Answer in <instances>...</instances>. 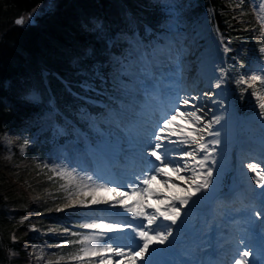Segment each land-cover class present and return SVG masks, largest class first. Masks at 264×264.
I'll return each instance as SVG.
<instances>
[{
	"label": "snow or ice",
	"instance_id": "obj_1",
	"mask_svg": "<svg viewBox=\"0 0 264 264\" xmlns=\"http://www.w3.org/2000/svg\"><path fill=\"white\" fill-rule=\"evenodd\" d=\"M161 6L166 21L164 32L159 37L146 42L153 32L151 27H146L143 37L138 33L118 34L119 38L113 37L107 41L110 48L116 47L118 43L127 45L120 55L113 56L110 78L103 71L106 67L103 64L92 66L90 75L88 71L82 72L88 76L79 84L84 92H93L96 96L107 95L110 84L113 91L120 93L118 96H108L109 103L87 96L78 98L83 99L87 105L102 109L96 114L87 107L80 109L81 120L99 137L95 144L88 145L89 148L100 152L112 135L108 129L118 130L121 136L117 138L119 151L116 163L122 159L124 166L119 179L114 177L103 183H97L92 175H88L85 182L75 170L63 166L58 170L53 169L57 176L67 182L63 185L68 192L65 199L72 203L65 207H74L77 203L84 208L105 205L107 207L102 210L110 212L109 216L81 223L79 227L89 230L87 232L64 230L77 239H67L56 247L76 246L70 259L78 264H93L92 258L97 257L99 259L95 264H112L113 257L119 258L115 264H123L124 261L127 264H155V254L174 248L177 236L174 233L182 231V225L197 206L214 197L218 186V179L214 177L218 163L215 153L222 142L221 130L224 126L221 121L224 116L214 115L211 120L205 121L204 107L192 103L193 100L207 98L212 104L219 103L224 108L223 100L213 99L218 95L216 92L206 91L197 96L180 97L179 91H175L173 95L176 99L160 108L158 119H143L144 109L150 101L159 104L160 83L164 76L183 78L187 55L183 46L186 38L183 6L171 2H164ZM260 11L264 13V4L260 5ZM16 23L22 24L24 21L18 19ZM96 27L102 30L100 25ZM229 50L224 47L225 52ZM260 52L264 54V47ZM170 66H174V71H163ZM219 71V78L211 85L214 89H220L226 82L227 72L224 69ZM96 80L100 81L99 88ZM234 82L242 86L241 97L251 89L259 109L257 117L264 121V59L255 61L250 71L238 75ZM168 86L178 88V81H170ZM181 104L184 110H181ZM133 110L134 118L125 121L126 112ZM178 118L186 121L187 125L179 124ZM216 125H221V129L213 131ZM205 133L212 139L207 140ZM241 164L247 172L254 174L248 179L254 182L255 187L264 189V167L261 166L264 165V159L246 165L242 161ZM157 177L167 191L173 192L172 195H164L153 188V184L158 182ZM97 179L102 177L98 176ZM178 182H183L186 187ZM77 195L84 198L73 201ZM257 195L259 206H247L242 217L243 225L227 238L228 247L224 253L230 259H190L189 264H264V191ZM151 197H156V204L148 202ZM113 209L115 211L111 212ZM57 211H63V208ZM165 245L167 247H163ZM200 251L201 246H197L190 256L195 257Z\"/></svg>",
	"mask_w": 264,
	"mask_h": 264
},
{
	"label": "trees",
	"instance_id": "obj_2",
	"mask_svg": "<svg viewBox=\"0 0 264 264\" xmlns=\"http://www.w3.org/2000/svg\"><path fill=\"white\" fill-rule=\"evenodd\" d=\"M39 6L43 12L37 23H16L17 17L29 15ZM203 11L213 16L228 52L239 50V64L245 67L264 56L260 52L264 28L254 0H197L188 14L194 18ZM165 18L162 6L151 0H0V136L7 130L36 129L42 107L53 102L60 110L59 120L78 116L80 106L92 112L101 110L78 98L92 95L79 87L88 79L82 72L90 75L92 66L103 64L110 78L112 54L120 53L124 44L110 48L107 41L117 33L144 32L147 24L157 30ZM95 83L99 88L100 81ZM241 87L232 84V99L246 118L258 109L251 89L241 97ZM32 90L39 92V100L30 96ZM30 151L5 159L0 142V264H33L28 244L47 239L49 244H63L50 235L37 237L31 226L34 216L39 227L48 228L51 218L43 214L63 201L33 198L35 191L44 194L51 181L39 174ZM216 178L220 190L239 186L231 170H222ZM75 247H56L55 258L63 260Z\"/></svg>",
	"mask_w": 264,
	"mask_h": 264
},
{
	"label": "rangeland",
	"instance_id": "obj_3",
	"mask_svg": "<svg viewBox=\"0 0 264 264\" xmlns=\"http://www.w3.org/2000/svg\"><path fill=\"white\" fill-rule=\"evenodd\" d=\"M151 1L154 4L157 3L159 5H162L164 2H171L183 6V22L185 25L184 35L186 37L183 41V46L187 50L183 78L179 79L173 75H165L160 83L161 100L159 99V104H154L159 108H161V104L163 105L162 107L168 105L176 99L175 95H173L175 91H179L180 97H192L201 95L206 91H214L218 95L213 97V99H217L218 97V100H223L224 107H229V105L231 107L232 104L230 120L232 121V119L235 118L238 122L236 135L231 136L228 134L224 140H221V144L217 146L215 158L218 163L214 169V177L216 178L217 172L220 173L222 170H231L233 171V175H235L240 182L239 187L235 190H220L216 187L214 197L197 206V208L192 211L190 217L188 218L189 222L185 224L183 230L180 232L182 237H184L180 240L176 239L175 241L173 251L176 250L174 252L176 257L174 259L177 263L182 260L183 263L186 262V264H189L188 262L190 261V258H202L204 261H211L210 254L212 253V250L214 252L213 257L215 256L213 261L230 259V257L223 254L224 250L228 247L227 238L237 227L243 225L242 217L244 209L250 204L257 207L259 206V196L257 194L264 191V189L255 187L254 182L248 179L254 174L247 172L246 168L242 167L241 164L242 161L243 164L246 165L249 162L257 163L259 160L264 159V121H261L257 117L259 112L258 108V110L248 114L246 118L242 119L238 113L239 110L232 99V84L238 75L248 73L250 68L254 65V62L259 59H264V56L255 58L256 60H254L252 64L246 65L245 67L243 64H239L236 61L239 55V50H237L236 54L224 51L223 41L220 38L213 21V16L210 13L203 11L194 18L188 14L189 9H192L197 4V0ZM51 4L52 3H50L49 6H51ZM254 4L256 5V11L264 28V20H262L264 13L260 11V5L264 4V0H254ZM42 7L43 6H39L30 13L36 20L37 16L43 12ZM29 15H24V22H29ZM165 21L166 18L157 30H154L153 27L148 24L145 26V28L151 27L153 29L151 36L148 37L146 42L154 40L164 32ZM132 33H138L141 37H143L145 29L144 32L135 29ZM132 33H117L113 37L119 38L118 34ZM126 48L127 45L124 44L120 53L125 51ZM120 53L112 54V61L113 56H118ZM209 57H215V59H218V63L222 64V68H224L227 72L226 82L220 88L223 90L222 95L219 94L220 89H214L211 87L212 83H208L211 76L208 72L209 68L205 65L204 61H207ZM163 71L166 73L174 71V66L163 69ZM190 73L197 75L196 81L199 85L198 88L192 89V87L197 86V83L188 82ZM173 80L178 81V88H170L168 86L169 82ZM87 93L92 94L88 97L100 100L103 103L110 102L108 96L120 95V93L113 91L111 85L110 88L107 89V95L96 96L93 92ZM30 96L34 98V100L40 99L39 92L35 90H32ZM192 103L196 104L198 107H205L207 105V108L205 107L206 111H204L205 121L211 120L214 115H221L220 112H217L219 110H216L214 104H212L207 98H202L199 101L193 100ZM180 106L184 107L182 104ZM82 107L86 106H80V109ZM209 109H211V111H209ZM59 111L60 110L54 102L53 104L44 105L37 118L38 126L36 129L32 131H23L21 133H14L11 130L5 131L4 134L18 137V139H16L15 143L10 146L1 142V147L4 152V157L6 154H10L11 158H13L16 155H18V157L19 155L23 156L30 150L33 152V159L36 161L37 168L40 171L39 174H45L46 178L51 181L49 186L47 185L44 194L35 191L33 198H44L45 201L47 198H51L55 202L62 199L63 202L55 203V206L52 207V209H49L45 214H43L51 218L52 222L48 224V228L42 229L41 226L39 227L35 222L36 217L34 216H32L34 224L32 223L31 226L34 228L37 237L50 235L55 239H60V243H63L67 240L66 238H72L65 233V229H68L70 232L77 233L87 232L89 230L81 229L79 227L81 223L93 222V220L98 217H104V215H106L109 211L102 210L107 207L105 205L84 208L79 206L77 203L74 207H65L66 204L72 203V201L65 199L68 196V192L65 190L63 185L67 182L65 179L57 176L53 169L55 168L58 170L60 166H63L70 170H75L79 178L82 180L85 179V182H87V176L92 175L93 179L96 180L97 183H103L110 180L109 177L112 175L116 179H119V174L124 166V161H121V163L118 162L119 164L117 163V165L112 167L104 166L102 169H92L91 165L93 163L96 165V161H93L92 163V153L94 152V154L100 158V156L104 154V149L97 152L90 149L88 145L90 143L95 144L99 137L89 129L87 123L81 120L80 112H78V116L76 117H64V120H59ZM101 111L102 109L93 113L96 114ZM134 114L135 110L126 112L125 121L133 119ZM154 115H157V118ZM150 116L158 119L160 114L156 112L153 116ZM223 116L225 118L224 113ZM146 117L147 119L150 118H148V115ZM156 119L149 120L154 121ZM177 122L184 126L187 125V122L184 120L182 121L180 118H178ZM108 131L112 133L110 138L114 142L115 146L119 147L117 138L121 136L120 132L114 128H109ZM213 131H216V126H214ZM205 138L207 140L212 139V137L207 136L206 133ZM25 141H27V144L25 145L24 150L21 151L19 146L24 145ZM246 145L249 146L247 147ZM68 149H70V151H67ZM116 158L117 157H115V159ZM84 161H87L89 166L83 167L82 162ZM261 166L264 167V165ZM181 174L184 175V173ZM103 175L108 176V179L104 180ZM98 176L102 177V179H97ZM157 180L158 182L154 184L157 185L160 183L162 188L165 187L159 177H157ZM173 180H175V177H173ZM178 183L184 185L183 182ZM55 185L57 186L55 187ZM183 187H186V185ZM57 192H59L60 195H58ZM83 198L84 197L77 195L73 197V201H78ZM59 208H63V211H57ZM222 235H224V237H221ZM74 239H77V237ZM48 241L49 240L47 239L45 242L28 244V250L33 264H78V262L70 259L72 251L66 252V257L63 260L55 258L54 253L56 245L46 243ZM197 246H201V251L197 256L190 257L189 254ZM98 259V257L92 258L93 264H95V261ZM117 259L119 258L113 257L112 264H115ZM123 264H127V261H124Z\"/></svg>",
	"mask_w": 264,
	"mask_h": 264
},
{
	"label": "bare ground",
	"instance_id": "obj_4",
	"mask_svg": "<svg viewBox=\"0 0 264 264\" xmlns=\"http://www.w3.org/2000/svg\"><path fill=\"white\" fill-rule=\"evenodd\" d=\"M223 62V61H222ZM204 63H205V65L209 68V74H210V76H211V78H210V81L208 82V83H215L216 81H217V79L219 78V76H220V69H224V68H222V64H220V63H218V59H215V57H209V59L207 60V61H204ZM185 66V65H184ZM225 70V69H224ZM226 71V70H225ZM196 78H197V75H195L194 73H190V76H189V80H188V82H192V83H197V81H196ZM199 87V85H198V83H197V86H195V87H192V89H194V88H198ZM191 89V90H192ZM163 93V92H162ZM219 94H223V90L222 89H220V91H219ZM171 97V96H170ZM176 97V96H175ZM161 100V99H160ZM159 100V101H160ZM216 100H218V97H217V99ZM219 101V100H218ZM156 104V103H155ZM154 104V102H149V104L145 107V109H144V117H143V119H145V120H149V119H156L157 118V115H154L156 118H154V117H151L150 115H152L153 116V114H155L156 112H158L159 114H160V108L158 107V106H156ZM154 105V106H153ZM163 105L161 104V107H162ZM207 106V105H206ZM205 106V107H206ZM181 107V110H184V107H182V106H180ZM205 107H204V111H206V109H205ZM214 107H215V109L216 110H219V111H217V112H220V114H225V118L221 121V124L224 126L223 127V129L221 130V140H224L226 137H227V135L228 134H230L231 136H234V135H236V132H237V127H238V122H237V120L235 119V118H233L232 119V121L230 120L231 118H230V113H231V109H232V104H231V107H230V105H229V107H224V108H221L220 107V105H219V103H217V104H214ZM207 108V107H206ZM224 109H227V111H224ZM233 112H234V110H233ZM148 115V118L149 119H147V116ZM183 121V120H182ZM186 123V122H185ZM221 129V125H216V130H220ZM235 133V134H234ZM247 147L249 146V145H246ZM104 154L103 155H101L100 156V158H98L95 154H94V152L92 153L93 154V160H92V163H93V161H96V165H95V163H93L92 165H91V168L92 169H95V170H97V169H99V168H104V166H108V167H112V166H114V165H117V163H116V159H115V157H116V155L118 154V151H119V147H117V146H115V144H114V142L111 140V138H109V141L104 145ZM67 151H70V149H68ZM72 151H73V149H72ZM74 152V151H73ZM201 156L203 155V153H201L200 154ZM51 161V160H50ZM121 161H123V160H120L119 161V163H121ZM54 162V161H53ZM118 163V164H119ZM82 165H83V167L84 166H89L88 165V163H87V161H84V162H82ZM99 173H101V172H99ZM184 175H185V173H184ZM104 176V175H103ZM106 177V178H105ZM114 177H113V175L111 176V177H109V179L111 180V179H113ZM108 179V176H104V180H107ZM83 180H85V179H83ZM158 181V180H157ZM248 183V182H247ZM181 186L183 187L184 185H182L181 184ZM153 188L154 189H157V190H159L161 193H163L164 195H172L173 194V192H169V191H167L166 189H165V187H161V184L160 183H158L157 185L156 184H153ZM174 191V190H173ZM102 195H107V196H111L112 194H109V193H102ZM149 203H152V204H156V197H151V198H149V201H148ZM160 207L161 208H163L164 206L163 205H160ZM115 211V209H113V210H111V212H114ZM149 211H152V209H149ZM110 215V212H108V213H106V215H104V216H109ZM191 215V214H190ZM137 223H139V221H136ZM187 222H189V219H187L186 221H185V223L182 225V230H183V228H184V226H185V224H187ZM164 223H169V222H167V221H165ZM175 227V226H174ZM180 232L181 231H178L177 232V234L176 233H174V235H177L176 236V239H182L183 237H182V234H180ZM221 237H224V235H222ZM226 237V236H225ZM215 240V239H214ZM188 241V240H187ZM185 242V241H184ZM182 245V244H181ZM180 245V246H181ZM163 247H167L166 245L165 246H163ZM180 249V248H179ZM174 250V248H172L171 250H168V251H165V250H161L160 252H158V253H156L155 254V256H154V260H155V264H186V262L185 263H183V261L181 260V262L179 261L178 263L176 262V260L174 259L176 256L174 255L175 253V251H173ZM183 250V249H182ZM179 251V250H178ZM190 251V250H189ZM204 252V251H203ZM206 252H208V251H206ZM177 253V252H176ZM218 253V252H217ZM204 254V253H203ZM206 254V253H205ZM208 254V253H207ZM213 254H214V252H213V250H212V253L210 254L211 256H210V258H211V261H213V258L215 257H213ZM223 254H225V253H223ZM111 255V254H110ZM190 255V254H189ZM217 255V254H216ZM185 256V255H184ZM191 257V256H190ZM199 257V256H198ZM205 257V256H204ZM206 258V257H205ZM204 258V259H205ZM225 258H226V256H225ZM183 259V258H182ZM191 259V258H190ZM194 259V258H193ZM200 259V258H199ZM249 259H251V257L249 258ZM180 260V259H179ZM186 260V259H185ZM188 260V259H187ZM200 260H202V258L200 259ZM189 263V262H188ZM139 264H142V262H139Z\"/></svg>",
	"mask_w": 264,
	"mask_h": 264
},
{
	"label": "clouds",
	"instance_id": "obj_5",
	"mask_svg": "<svg viewBox=\"0 0 264 264\" xmlns=\"http://www.w3.org/2000/svg\"><path fill=\"white\" fill-rule=\"evenodd\" d=\"M16 139H18V137H14V136H10L8 134H4L3 136H0V142L5 143L6 145H13L16 141ZM27 144V141H25L24 145H20V149L21 151L24 150L25 145ZM5 159H11V155L10 154H6ZM14 255V254H13Z\"/></svg>",
	"mask_w": 264,
	"mask_h": 264
},
{
	"label": "water",
	"instance_id": "obj_6",
	"mask_svg": "<svg viewBox=\"0 0 264 264\" xmlns=\"http://www.w3.org/2000/svg\"><path fill=\"white\" fill-rule=\"evenodd\" d=\"M29 16H30V20H29V22H30L31 24H35V23H37V20L33 17L32 14H30ZM18 19H22V20H24V16H19V17H17V18H16V21H17Z\"/></svg>",
	"mask_w": 264,
	"mask_h": 264
}]
</instances>
